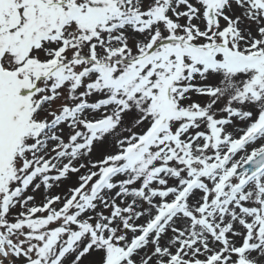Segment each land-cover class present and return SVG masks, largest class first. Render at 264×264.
<instances>
[{
  "label": "snow or ice",
  "instance_id": "snow-or-ice-1",
  "mask_svg": "<svg viewBox=\"0 0 264 264\" xmlns=\"http://www.w3.org/2000/svg\"><path fill=\"white\" fill-rule=\"evenodd\" d=\"M0 264H264V0H0Z\"/></svg>",
  "mask_w": 264,
  "mask_h": 264
}]
</instances>
